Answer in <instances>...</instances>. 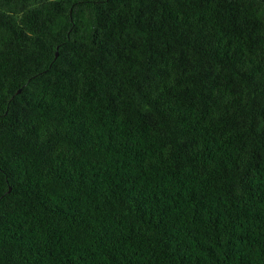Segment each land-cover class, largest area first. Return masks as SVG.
<instances>
[{
	"label": "trees",
	"instance_id": "1",
	"mask_svg": "<svg viewBox=\"0 0 264 264\" xmlns=\"http://www.w3.org/2000/svg\"><path fill=\"white\" fill-rule=\"evenodd\" d=\"M0 264H264V0H0Z\"/></svg>",
	"mask_w": 264,
	"mask_h": 264
}]
</instances>
